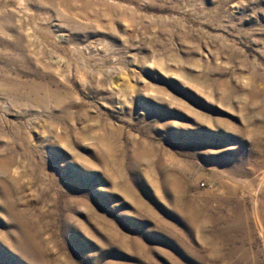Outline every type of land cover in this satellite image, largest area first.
I'll use <instances>...</instances> for the list:
<instances>
[{
	"label": "rangeland",
	"instance_id": "374dc122",
	"mask_svg": "<svg viewBox=\"0 0 264 264\" xmlns=\"http://www.w3.org/2000/svg\"><path fill=\"white\" fill-rule=\"evenodd\" d=\"M0 264H264V0H0Z\"/></svg>",
	"mask_w": 264,
	"mask_h": 264
}]
</instances>
